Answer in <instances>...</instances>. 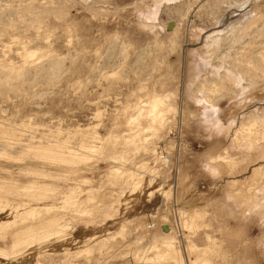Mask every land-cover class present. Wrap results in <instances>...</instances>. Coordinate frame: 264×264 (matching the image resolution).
Returning a JSON list of instances; mask_svg holds the SVG:
<instances>
[{"label": "rangeland", "instance_id": "1", "mask_svg": "<svg viewBox=\"0 0 264 264\" xmlns=\"http://www.w3.org/2000/svg\"><path fill=\"white\" fill-rule=\"evenodd\" d=\"M197 1L0 0V221L26 217L34 199L42 201V207L61 205L67 211L35 216L21 225L22 230L34 229L37 238L44 232L51 235L43 248L36 245L28 252L40 263L70 264L68 249L73 248L71 256L78 244L112 237L120 222L131 219L122 239H108L104 255L72 262L173 264L157 260V252L149 251L154 233L138 218L169 209L171 199L156 189L170 184L172 201L175 196L180 206L204 212L187 236L201 251L207 249L206 262L199 264H264V229L253 223L240 231L243 221L235 206L226 200L223 207L222 201L223 179L239 176L251 160L243 158V152L222 154L230 144L225 137L228 128L219 130L203 122L206 113L195 100L201 89L212 91L224 124L227 118L239 123L256 113L259 118L264 115V63L258 61L256 74H245L242 58L247 42L251 61L258 50L264 55V13L232 44L234 48L226 45L225 51L211 55L219 68L227 65L226 69L257 82L243 97L227 80L202 79L211 75L209 70L195 79L188 75L192 61H205L210 55L201 44L217 28L214 21H222L225 14L214 9L212 15L208 4L192 12ZM253 1L243 5L250 7ZM186 14L187 20L172 33L169 24L175 26L176 19ZM24 49L33 56L23 57ZM161 97L167 106L156 109L152 101ZM93 144L97 153L87 165L50 163L55 145L85 154ZM210 157L217 158V173L206 165ZM141 163L151 171L142 174ZM133 181H143L138 199L123 206L118 216L100 204L95 216L79 217L86 208L78 204L83 196L127 194ZM30 182L49 184L54 191L39 198L25 188ZM167 214L174 222V213ZM53 220L58 221L50 226ZM56 227L68 234V240L55 239ZM12 240L8 235V248ZM124 242L136 245L127 247ZM144 256L153 260L144 262Z\"/></svg>", "mask_w": 264, "mask_h": 264}, {"label": "bare ground", "instance_id": "2", "mask_svg": "<svg viewBox=\"0 0 264 264\" xmlns=\"http://www.w3.org/2000/svg\"><path fill=\"white\" fill-rule=\"evenodd\" d=\"M249 1L250 0H198L197 1V5L194 6L192 12L197 13L199 9L202 8V6L208 4L209 7L211 8L210 10L212 11V15L214 14L213 11L214 9H223L225 14L224 17L222 18V21L219 22L217 21V19L214 21L217 28H215L214 31L209 33V35L205 37L203 43L201 44L203 45V49L206 48L207 53L210 55H208L207 58L204 59L205 61L197 60L195 61V63L194 61H192V64H189L188 75H190L192 79L199 78V76L205 74L204 73L205 71L207 72V70H209L208 73L211 75L209 76L208 74H205V76H203L202 79L209 81V78L212 76L211 79L215 77H220L222 80H227L230 82V84L233 85V88L236 90V92L239 93L240 95H243V97H245L246 95L248 96L247 93H250V91L252 92L255 86L257 87V82L255 83L251 79L248 80V78L244 79V77L240 73H238L237 71H233L229 67L226 69L227 65L225 68H219L220 66L214 65L213 60L211 59L212 52H214L215 50L225 51L224 49L226 48H224V46L227 45L230 47V45L232 44L235 45L237 42L241 40L243 34L249 32V30L253 26H255L257 22L262 18L263 16L262 14L264 13V10H262L261 7H262V2L264 0H254L250 7H246L245 6L246 4L243 5L245 2H249ZM186 20H187V14L184 17L180 16L179 19H176V25L175 26L173 25L172 27V25L169 24L168 28L170 29V31H172V33H174L177 25H179L180 22H184ZM168 23H170V21L166 22V24ZM246 35L248 36V34ZM246 46L249 48L248 42L245 43L243 47ZM248 48L243 49V53H242L243 70L245 74H256L257 73L256 70L258 69L259 64H261V63L259 64L257 63L258 61H262V63H264V55L262 52H259L258 50L256 51V54H254V57L252 56V58H254L255 60L251 61V55L253 53L250 52V49ZM22 56L27 58V57H32L33 54L28 53V51L24 49ZM221 69L224 70V72L222 71L223 72L222 74H220ZM245 77H247V75ZM200 93L201 95L195 97V100L200 102L204 110V113H206L205 117L207 116V118H205L202 121L208 124V126H212L213 128L219 130L224 129L225 126H227L228 128L227 135H225V137L230 144L225 147L222 154L226 153L228 155V153L243 152V158L249 157L251 160L245 167L241 169V174L239 176L230 179H223L224 180L223 183H225L224 184L225 191L224 192L222 191L225 196V199L222 200L224 201L223 207H225V205L227 204L226 200H229L230 202L228 203L235 206L236 215L240 218V220L243 221V222H239L240 231L243 230V226L246 227L253 223L262 226V230H263L264 229V115L261 116V118H259L257 116L258 114L256 113L257 115L255 114V116L248 118V120H242L239 123L236 121L237 118L230 120L229 118H227L228 121H226L225 122L226 124H224V122L221 121L220 110L215 103L218 99V96L216 97L215 95L212 94V91L210 90L207 91L206 88L201 89ZM152 104L156 109L167 106L165 98L162 97L155 98L152 101ZM256 110L258 109L256 108ZM94 138L97 139L96 136H94ZM216 142H218V140ZM50 151L52 153V155L49 157L51 164L70 165L75 167H79V166L82 167L84 165H87L88 161L97 153L96 146L94 144L92 145L90 150H85L86 152L85 154H83L81 150H79V152H76L74 154L72 149L63 148L60 145L53 146L50 149ZM210 158L212 160L211 159L208 160L206 165L207 167L213 166L214 167L213 170L216 171L217 173L218 171H220L217 170L218 168H220V166L217 163L215 164L214 162L217 160V158L216 157H210ZM141 166H142V174L151 171V168H149L147 164L141 163ZM111 170L114 173L121 172L120 169L117 167H112ZM243 173H245V175L242 176ZM30 183L31 184H28L25 188L28 191H30L33 195L39 196V198H46L50 196L54 191L53 186L49 184H38L32 182ZM175 183L177 184V180L175 181ZM167 186H169V188ZM142 187H143V181H138V182L133 181L130 186L129 193L127 194H119L120 192L118 193L116 191H112L111 194L107 197H105L102 194H98L95 198L83 196L78 201V204L80 205L81 208L83 207L86 208H84L85 210L83 212L79 211L78 215H80L79 217H83L87 219L93 217L98 212L97 208H99L100 204H104L105 208L111 210L114 216H118L122 211L123 206H126L132 203L133 201H136V199H138L137 194L138 191L142 189ZM156 191L159 194L163 195V197H165L166 200L171 199L170 200L171 204L170 203L168 204L169 209H166L164 212L147 213L143 216L138 217L140 221H144L147 223L146 225L151 226L152 231L154 233L153 242L151 243V245H149L150 246L149 251H156L157 252L156 259L160 261L163 260V263H165L166 261L172 262L173 264H199V262L202 263L206 262L207 249L202 250L203 251L202 252L201 249H198L197 246L192 241L187 240V236L192 233L191 230L194 227H197L198 224L201 222L204 214L203 210L200 208H194L192 210H190L191 208H184L180 206L178 199L177 198L175 199V196H173V201H172V195L174 193V190H172L170 184L158 185ZM33 201L34 204L30 207L29 211L26 214V217L15 218V219L13 218L12 220L0 221V241L3 243L0 246V258L4 259V263L0 261V264H42L38 259H36V257L32 255V253L30 254L33 257L32 256L29 257L30 254L28 252L31 250V247L36 245L37 246L42 245L43 248V244L50 240L49 238L51 235H48V232H44L43 234H41V236L37 238L36 237L37 234L34 229L22 230L21 225H24L27 222H32L35 216H38V218H42V216H44L45 214H50L57 211L67 213V211L61 205H56L54 207L44 205L42 207L40 206L42 201L37 202L38 199H34ZM169 211H172L174 213V217H175L174 222H171L168 218L167 213ZM57 221L58 220L56 221L53 220L52 222L50 221V223L49 222L48 223L51 226ZM127 221H131V219H125L122 222H120V226L114 232L112 237L107 235L105 236L106 239L100 240L99 242L94 239L91 240V242H89L88 245L82 246L78 244L79 247L76 248L75 254L71 256H70L71 254L70 251L73 248L70 247L71 250L68 249L67 252L68 253L67 255L69 256L68 262L70 260L74 262L76 259H79L80 257H83L84 259H86L87 262H89V260H91L90 259L91 257L96 258L95 256L96 253L99 254L100 256L102 254L104 255L102 249L109 245V241H108L109 238L110 239L114 238L115 240L123 238L126 231L125 224L129 223ZM156 231H160L161 234L157 235ZM53 233L56 240L67 239L66 236L68 234L62 228L56 227L55 229H53ZM8 235L13 236L11 248H8L5 242L7 240ZM246 239H247V235L243 236L242 239L243 242H246ZM124 244L127 247H129L131 244L136 245L133 242H124ZM35 250L33 251L35 252ZM139 251L140 250L137 247L136 254L135 252L132 254L134 259L137 257V253ZM53 252L55 255V253L58 251L53 250ZM142 260L144 262L146 261L150 262L153 259L144 256ZM72 261H70V264L73 263ZM93 264H99V263L95 261V263Z\"/></svg>", "mask_w": 264, "mask_h": 264}]
</instances>
